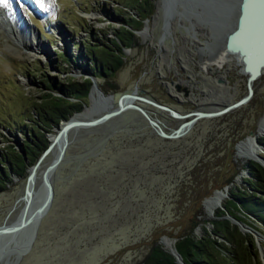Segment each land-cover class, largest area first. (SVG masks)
<instances>
[{"label":"rangeland","instance_id":"obj_1","mask_svg":"<svg viewBox=\"0 0 264 264\" xmlns=\"http://www.w3.org/2000/svg\"><path fill=\"white\" fill-rule=\"evenodd\" d=\"M162 1L152 0L151 14L139 29L131 30L133 43L123 49L121 67L111 76L94 77L102 95H112L115 106L119 94L134 91L180 114L215 111L244 96L247 74L241 63L233 60L220 69L214 64L205 69L203 62L218 56L221 42L215 46L206 26L184 18L185 8L174 4L179 0H168L172 13L165 23ZM124 2L26 0L21 8L12 1L11 10L4 5L0 10V152L19 151L24 140L16 127L19 122L27 129L33 122H42L36 108L47 91L46 76L56 81L85 79L92 62L83 43L92 47L112 39V29L120 26L117 17L136 15L123 7ZM121 6L120 11L114 10ZM261 75L252 82L253 93L245 103L196 120L177 138L158 136L132 109L95 126L69 131L62 160L50 176L52 201L32 244L20 253L7 242L0 264H136L152 241L164 246L158 242L160 236L175 239L190 227L200 235L201 225L214 218V211L220 209L215 206L228 197V188L245 187L242 179L248 173L241 165L251 159L238 156L240 146H234L253 135L264 136L258 134L264 117ZM137 103L165 131L191 117L174 119L149 103ZM75 113H87L86 107L69 117ZM46 125L49 142L57 125ZM54 153L51 149L36 171L37 191L40 171ZM257 153L264 157L259 147ZM25 162L27 173L31 165ZM25 176L10 173V182L0 192V224L16 219ZM214 190L224 192L220 201L212 196ZM207 204H212V213L206 212ZM257 226L258 235L242 223L241 231L237 228L232 236L239 243L231 248L245 252L247 264H264V226ZM250 237L255 249L245 241ZM168 244L172 246L169 240Z\"/></svg>","mask_w":264,"mask_h":264},{"label":"water","instance_id":"obj_2","mask_svg":"<svg viewBox=\"0 0 264 264\" xmlns=\"http://www.w3.org/2000/svg\"><path fill=\"white\" fill-rule=\"evenodd\" d=\"M174 4L179 5L180 8L182 6L185 8L186 15H183L184 18H191L207 27L212 39L211 43L216 46L221 42V48H224L225 51L235 52L240 56L242 71L247 74L246 94L221 109L215 111H194L186 114H179L176 110L167 105L143 98L134 91L119 94L115 106H113L111 102L112 95L103 96L102 92L97 87L94 77L85 72V75H87L85 78H89L90 80V86L87 92L89 105L85 106L84 104L82 107H86L87 113L82 114L83 116L81 119L68 117L67 119L61 120L50 136L46 148L42 150L37 160L29 167L22 187V193L18 198L21 199L23 204L15 221L8 222V224H5L6 221H3L0 224V253L3 251L4 245L10 241L20 253L25 252L32 244L36 236L38 224L49 209L52 201L53 187L50 176L62 160L69 131L81 127L87 128L95 126L120 115L127 109H132L140 113L158 136L172 139L183 135L190 129L196 120L218 116L233 107L245 103L251 97L253 93L252 82L259 76L261 70L264 68V0H186L185 2L179 0L175 1ZM160 7L163 11L165 22L172 13L171 9L168 7V0H163ZM218 37L220 38L218 39ZM92 90L101 95L100 99L95 100L94 103H92L93 101L90 98ZM137 101L149 103L167 112L176 119L191 117L182 121L175 129L165 131L159 122L151 117ZM244 139H246V137ZM240 142L241 141L235 144V149ZM253 146L256 152L258 147L264 152L263 148L257 144L256 136L253 137ZM54 148L55 153L52 159L40 171V191L34 193L33 183L36 171L44 156ZM255 156L256 159L252 158L251 160L257 162L264 168V157L258 153ZM243 172L247 173L245 170ZM223 191H225L224 188ZM223 191L214 190L221 198L225 195ZM217 206L223 209L220 203L217 204ZM29 211L30 213L28 214ZM248 215L254 219L252 215ZM224 217L235 224L238 230L241 231L240 226L242 222L230 216L226 211H224ZM29 225L30 229H28ZM210 226V224H207L205 227L206 229H210ZM249 228L255 235H258L256 229L251 226H249ZM163 238L172 242V247L163 248L173 256L177 264H185L179 253L175 250V239L160 236L158 242L163 244Z\"/></svg>","mask_w":264,"mask_h":264},{"label":"trees","instance_id":"obj_3","mask_svg":"<svg viewBox=\"0 0 264 264\" xmlns=\"http://www.w3.org/2000/svg\"><path fill=\"white\" fill-rule=\"evenodd\" d=\"M151 1L125 0L123 7L133 9L136 15L117 17L120 26L112 29L114 37L107 43H96L92 47L83 43L92 62L91 67L85 72L95 78L108 77L121 67L123 49L129 48L133 43L131 30L139 29L143 19L151 14ZM123 7H116L114 10L120 11ZM45 80L47 91L42 93V97H40L42 100L36 108L42 121V124L40 121L37 123H40L41 127L33 122L28 125L27 129L25 126L21 127L23 123L19 122L16 127H19L18 130L24 136L19 151L7 149L0 152V192L5 190L6 183L10 182V173L16 176L25 175V161L32 165L37 160V154L46 148L48 141L45 133L50 129L46 124L49 122L51 125H57L58 121L67 119L71 113L79 112L82 105L85 104L90 86L89 78L77 82L69 79L56 81L53 77L46 76ZM256 142L264 150V136L256 137ZM241 169L248 173V176L242 179L245 187L232 185L228 188V197L221 202L223 209H216L213 214L214 218L206 221L211 225L210 229H206L202 224L200 235H195L190 227L175 238V250L185 264H233L238 260L247 264L245 252L234 250L235 245L239 243L235 244L232 238L236 232L238 233L237 226L224 218L223 215L226 211L233 218L256 230H258L257 223L264 226V168L253 160H247L242 163ZM248 214L252 215L254 219L247 218ZM218 239H222V241ZM245 241L255 249L251 237ZM164 242L165 245L172 247L168 244V240ZM231 245L234 249L231 248ZM163 247L156 241H152L146 253L136 264H177L173 256Z\"/></svg>","mask_w":264,"mask_h":264},{"label":"bare ground","instance_id":"obj_4","mask_svg":"<svg viewBox=\"0 0 264 264\" xmlns=\"http://www.w3.org/2000/svg\"><path fill=\"white\" fill-rule=\"evenodd\" d=\"M13 2L15 1V0H12ZM15 3V2H14ZM16 3H17V1H16ZM8 6H9V10H11V8L12 7H10L11 5H10V2H9V4H7ZM3 5H0V10H2L3 9ZM0 18H1V14H0ZM221 51H220V53L218 54V56H216L215 58H212V59H209L208 61H204L203 62V64H202V66H204V68L205 69H208L209 68V66H211V65H215L216 66V68L217 69H220V68H222L223 67V65L224 64H227V63H229L230 61H233V60H236L237 62L239 61V62H241L240 61V56L237 54V53H235V52H227V51H225L224 50V48H221L220 49ZM264 73V68L261 70V72H260V74L259 75H261V74H263ZM262 76V75H261ZM95 94V92H94V90H92L91 91V93H90V98H91V100L93 101L92 103H94V101L95 100H98V99H100V97H99V93H98V96ZM97 97H99V98H97ZM108 101H109V99H108ZM112 102V101H111ZM87 110V109H86ZM72 118H77V119H81L82 118V115H81V113H75V115L74 116H72ZM186 118H189V117H185V119ZM174 119H176V118H174ZM258 134H264V117L260 120V122H259V127H258ZM253 137H255V135H253L252 137H249V138H247L245 141H243V142H240V144H238V146H240L239 147V149H238V151H237V155L238 156H240V157H243V158H246V159H252V158H254V159H256V154H257V152L255 151L256 149L254 148V146H253ZM238 146H237V148H238ZM54 150H55V148H54ZM37 186V185H36ZM36 186H35V188H36ZM35 188H34V183H33V191H34V193H37L36 191H37V189L35 190ZM40 188H41V185H40ZM212 196H218L219 197V201H220V199H221V197H220V195L218 194V193H216V192H213V194H212ZM212 196H210V197H208L207 199H205L204 201H203V204H205V202L207 201V200H209V199H211L212 198ZM22 204H23V202L21 201V199H20V201L17 203V208H18V206L20 205V207L22 206ZM219 204V203H218ZM209 212V213H212V204H207V208H206V212ZM30 213V211L28 212V214ZM15 221V220H14ZM13 221V222H14ZM5 224H8L7 222H5ZM28 229H30V225L28 226ZM242 231L244 232V230L242 229ZM166 240H168V239H166V238H163L162 239V242H163V244L162 245H164V246H166V247H168L169 248V246H167V245H165V242L164 241H166ZM171 242V241H170ZM172 243V242H171Z\"/></svg>","mask_w":264,"mask_h":264},{"label":"snow or ice","instance_id":"obj_5","mask_svg":"<svg viewBox=\"0 0 264 264\" xmlns=\"http://www.w3.org/2000/svg\"><path fill=\"white\" fill-rule=\"evenodd\" d=\"M9 0H0V5H7Z\"/></svg>","mask_w":264,"mask_h":264}]
</instances>
